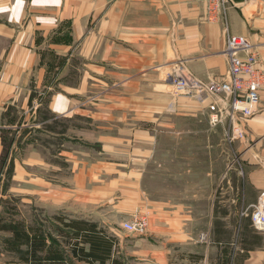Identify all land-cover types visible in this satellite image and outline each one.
<instances>
[{"label":"crops","instance_id":"obj_1","mask_svg":"<svg viewBox=\"0 0 264 264\" xmlns=\"http://www.w3.org/2000/svg\"><path fill=\"white\" fill-rule=\"evenodd\" d=\"M227 14L264 70V0H230ZM225 48L204 0H0V166L15 133L3 195L106 230L147 208L162 240L144 264H264V233L241 217L264 190V87L247 139L228 145L210 100L164 81L177 60L203 79L226 74ZM152 182L180 192L159 201Z\"/></svg>","mask_w":264,"mask_h":264},{"label":"built area","instance_id":"obj_2","mask_svg":"<svg viewBox=\"0 0 264 264\" xmlns=\"http://www.w3.org/2000/svg\"><path fill=\"white\" fill-rule=\"evenodd\" d=\"M209 20L219 22L226 31L225 54L229 61L226 74L210 79L197 76L182 60L171 62L164 69V81L173 87L176 94H185L209 99V119L212 126L228 124L227 139L233 143L247 136L245 120L257 112L261 90L264 87V70L260 66L259 52L243 35L231 33L227 8L230 0H204ZM229 160V168L239 163L236 156ZM253 227L264 233V190L257 202L244 213ZM148 215L138 211L123 222V228L136 235L147 233ZM202 240H208L206 233Z\"/></svg>","mask_w":264,"mask_h":264},{"label":"trees","instance_id":"obj_3","mask_svg":"<svg viewBox=\"0 0 264 264\" xmlns=\"http://www.w3.org/2000/svg\"><path fill=\"white\" fill-rule=\"evenodd\" d=\"M14 138L11 130L3 134L0 175L6 172L8 185L13 164L7 171L5 165ZM0 231L10 233L5 239L6 247L19 254L21 264H127L119 254V237L92 218L60 212L30 225L24 221L3 222L0 218Z\"/></svg>","mask_w":264,"mask_h":264},{"label":"rangeland","instance_id":"obj_4","mask_svg":"<svg viewBox=\"0 0 264 264\" xmlns=\"http://www.w3.org/2000/svg\"><path fill=\"white\" fill-rule=\"evenodd\" d=\"M171 90H173V87L171 88ZM225 125H226L225 135L223 136L225 137L224 143L230 145L231 142H229L227 139L228 124L225 123ZM246 133H247V129H246ZM245 139H247V136ZM232 144H235V142H233ZM233 156H236L238 160L241 159V155L239 153H234ZM231 159H232V156L230 155H229V158H226L229 173H231L235 168L234 166L229 168V160ZM6 167L8 166L5 165V170H6ZM169 169H171V171L173 170H177L178 172L181 171V167L167 168V170ZM150 185H151L150 186L151 195H154V196L157 195L158 197L165 196V198H159V201H164L166 199V196L179 194L181 183L167 182V183L161 184V183L152 182ZM190 187H194V185H191ZM7 188H8L7 181L2 180L0 182V218H2L3 222H10V221L15 220V221H24L26 225H30V224L36 223L41 218H49L51 217V215H54L55 213L63 212V211H57L53 213V211L47 210L45 207L41 205H37L33 202L32 203L23 202L21 201L19 197L20 195L17 192H12L11 197H6L3 195V191L5 189L7 190ZM14 193H16V195H13ZM166 200H170V199H166ZM171 200L173 202L179 201V199H171ZM246 209L247 208L241 211V217L250 218L249 216H246L244 214ZM138 211L146 212L149 217L148 226H147L148 229L145 235H136V234L126 231L123 228V222L131 219L133 214H135ZM138 211L129 215L122 222L120 221L114 226H112L113 227L112 230L110 229L107 230L110 234H115L116 236L119 237V240H120L119 241V254L125 258L127 264H144L148 260V258L149 257L152 258L151 255L154 254L152 251H149L151 249L149 245L159 244L160 241L162 240V235L161 236L158 235L157 237L156 234L153 233L154 222L152 219V212L149 211L147 208L141 209ZM159 226L160 224H158L157 229L160 228ZM157 232H162V230H157ZM203 233H206V232H203ZM7 237H10L9 232L0 231V264H21L19 260V254L7 249L6 247L7 243L5 240ZM142 239H146L145 244L140 243ZM21 248L23 249L25 247L23 246ZM182 254L183 253L181 252H177L178 262L180 261L181 259L180 257H182Z\"/></svg>","mask_w":264,"mask_h":264}]
</instances>
